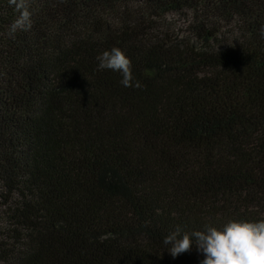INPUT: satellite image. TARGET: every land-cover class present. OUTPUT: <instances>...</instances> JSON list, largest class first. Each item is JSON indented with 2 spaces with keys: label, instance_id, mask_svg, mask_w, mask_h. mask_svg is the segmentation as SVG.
<instances>
[{
  "label": "trees",
  "instance_id": "1",
  "mask_svg": "<svg viewBox=\"0 0 264 264\" xmlns=\"http://www.w3.org/2000/svg\"><path fill=\"white\" fill-rule=\"evenodd\" d=\"M27 6L11 32L0 0V264H201L164 238L264 220V0Z\"/></svg>",
  "mask_w": 264,
  "mask_h": 264
},
{
  "label": "clouds",
  "instance_id": "2",
  "mask_svg": "<svg viewBox=\"0 0 264 264\" xmlns=\"http://www.w3.org/2000/svg\"><path fill=\"white\" fill-rule=\"evenodd\" d=\"M20 17L12 25L11 32L31 27L27 0H10ZM264 38V26L260 28ZM98 70H112L122 75L125 87L133 86L131 59L119 47L105 50L97 56ZM135 87H142L136 81ZM167 251L173 258L191 251L193 245L205 256L201 264H264V220L259 222L229 221L223 227H207L205 230L183 231L179 226L164 238Z\"/></svg>",
  "mask_w": 264,
  "mask_h": 264
},
{
  "label": "rangeland",
  "instance_id": "3",
  "mask_svg": "<svg viewBox=\"0 0 264 264\" xmlns=\"http://www.w3.org/2000/svg\"><path fill=\"white\" fill-rule=\"evenodd\" d=\"M165 27L173 26L176 33H184L187 30L188 19L184 15L172 13L168 14L164 19Z\"/></svg>",
  "mask_w": 264,
  "mask_h": 264
}]
</instances>
